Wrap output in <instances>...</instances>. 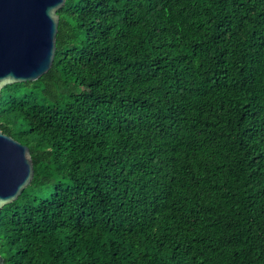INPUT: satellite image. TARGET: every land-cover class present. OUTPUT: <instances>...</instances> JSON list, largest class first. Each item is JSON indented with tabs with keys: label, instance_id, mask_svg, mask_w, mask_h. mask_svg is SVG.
<instances>
[{
	"label": "trees",
	"instance_id": "1",
	"mask_svg": "<svg viewBox=\"0 0 264 264\" xmlns=\"http://www.w3.org/2000/svg\"><path fill=\"white\" fill-rule=\"evenodd\" d=\"M0 93L33 178L4 264H264V0H65Z\"/></svg>",
	"mask_w": 264,
	"mask_h": 264
},
{
	"label": "water",
	"instance_id": "2",
	"mask_svg": "<svg viewBox=\"0 0 264 264\" xmlns=\"http://www.w3.org/2000/svg\"><path fill=\"white\" fill-rule=\"evenodd\" d=\"M65 0H0V93L35 81L53 63ZM29 149L0 130V209L15 201L33 178ZM0 264H4L0 256Z\"/></svg>",
	"mask_w": 264,
	"mask_h": 264
}]
</instances>
